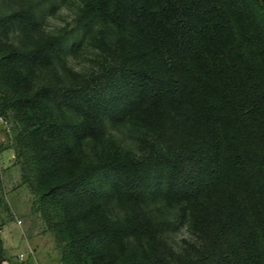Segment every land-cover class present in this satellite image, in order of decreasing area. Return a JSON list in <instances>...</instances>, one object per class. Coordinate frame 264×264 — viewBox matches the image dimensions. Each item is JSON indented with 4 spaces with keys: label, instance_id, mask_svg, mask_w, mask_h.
Wrapping results in <instances>:
<instances>
[{
    "label": "trees",
    "instance_id": "trees-1",
    "mask_svg": "<svg viewBox=\"0 0 264 264\" xmlns=\"http://www.w3.org/2000/svg\"><path fill=\"white\" fill-rule=\"evenodd\" d=\"M129 2L132 24L158 65L133 67L130 87L143 108L163 115L173 105L205 129L201 148L181 158L189 175L188 202L206 203L215 213L217 236L227 241L207 260L264 264V0ZM84 13L91 21L82 28L103 16L89 4ZM108 20L118 26L113 17ZM48 46L47 58L69 48L61 38ZM38 57V51L29 56L0 51V112L16 113L13 149L22 181L38 196L48 229L67 242L63 264H191L169 260L156 249L140 259L125 258L127 237L151 246L168 229L165 218L151 220L146 212V167L121 162L94 110L82 123L41 118L39 106L58 102L53 91L29 92L19 75L7 76L12 62ZM82 97L73 100L74 106ZM75 109L80 118L88 110ZM91 138L97 150L94 165L82 169L85 158L78 152ZM109 197L125 213L120 227L103 219ZM84 223L89 230L77 232ZM4 261L0 227V264Z\"/></svg>",
    "mask_w": 264,
    "mask_h": 264
},
{
    "label": "rangeland",
    "instance_id": "rangeland-1",
    "mask_svg": "<svg viewBox=\"0 0 264 264\" xmlns=\"http://www.w3.org/2000/svg\"><path fill=\"white\" fill-rule=\"evenodd\" d=\"M87 4L103 16L94 19L90 27L82 28L91 21L84 13ZM109 16L118 21V26L108 20ZM0 20L1 52L24 56L39 52L34 62H12L7 76L13 79L19 75L29 92L53 91L58 102L49 108L39 106L41 118L48 122L56 118L62 123H82L94 110L93 116L105 128L111 139L109 144L121 162L145 165L146 212L151 220L165 218L168 229L151 246L127 237L125 258L140 259L156 249L169 260L211 264L208 257L218 255L227 241L217 236L213 227L215 213L206 203L188 202L189 175L181 158L201 148L205 129L173 105L163 115L143 108L130 87L133 67L158 65L150 44L132 24L129 0H0ZM57 38L67 41L69 48L47 58L50 48L46 46ZM81 96L78 105L88 110L80 118L73 100ZM15 114L13 110L0 112V227L5 255L2 264H63L67 242L60 241L48 229L38 211V196L22 181L21 166L13 149L18 127ZM169 126H175L176 132ZM89 141L91 144L82 141L78 152L85 158L82 169L94 165L96 145L92 138ZM133 167L136 168L134 164ZM103 209L107 211L103 219L117 227L125 223L123 209L111 197ZM88 230L87 223L76 229ZM22 255L24 262L20 260Z\"/></svg>",
    "mask_w": 264,
    "mask_h": 264
},
{
    "label": "built area",
    "instance_id": "built-area-1",
    "mask_svg": "<svg viewBox=\"0 0 264 264\" xmlns=\"http://www.w3.org/2000/svg\"><path fill=\"white\" fill-rule=\"evenodd\" d=\"M20 260H21V262H24V261H25V255H22V256L20 257ZM34 264H39V263H34Z\"/></svg>",
    "mask_w": 264,
    "mask_h": 264
}]
</instances>
